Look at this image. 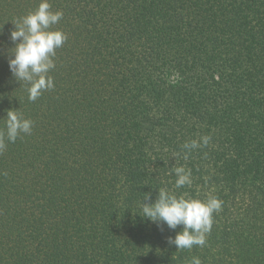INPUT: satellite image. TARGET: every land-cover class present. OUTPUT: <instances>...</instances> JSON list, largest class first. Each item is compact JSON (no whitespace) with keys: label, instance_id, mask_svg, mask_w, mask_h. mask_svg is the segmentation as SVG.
I'll return each mask as SVG.
<instances>
[{"label":"trees","instance_id":"16d2710c","mask_svg":"<svg viewBox=\"0 0 264 264\" xmlns=\"http://www.w3.org/2000/svg\"><path fill=\"white\" fill-rule=\"evenodd\" d=\"M39 2L0 0V129L33 121L0 151V264H264V0H49L68 39L31 101L10 34ZM161 188L223 201L204 246L139 215Z\"/></svg>","mask_w":264,"mask_h":264},{"label":"clouds","instance_id":"9594fccd","mask_svg":"<svg viewBox=\"0 0 264 264\" xmlns=\"http://www.w3.org/2000/svg\"><path fill=\"white\" fill-rule=\"evenodd\" d=\"M62 17V11L51 10L49 0H40L38 7L21 17L10 34L14 47L11 48L13 51L8 60L9 69L16 81L27 85L28 99L31 101L37 100L44 91L54 88L50 72L56 66V50L68 39L62 30L53 28ZM6 117L4 128L0 129V151L6 147V143H14L21 134H30L33 127V121L25 118L19 109L7 110ZM208 141L209 137L202 138L203 144L206 145ZM183 147L191 151L200 147V143L191 140L185 142ZM184 158L187 159V154ZM173 172L177 189L192 184L190 169L180 166L175 167ZM149 198L146 193L143 200ZM222 203L214 195H209L206 199L193 198L187 194L177 196L174 192L161 188L155 202L142 203L139 215L158 227L164 224L175 230L182 226V230L174 237H168V243L177 250H190L193 246L205 245L206 234L210 233L214 222L213 214L221 210ZM189 264H202V261L194 256Z\"/></svg>","mask_w":264,"mask_h":264}]
</instances>
